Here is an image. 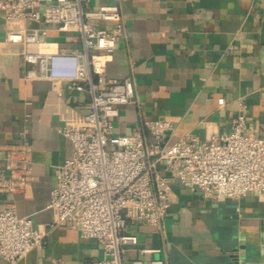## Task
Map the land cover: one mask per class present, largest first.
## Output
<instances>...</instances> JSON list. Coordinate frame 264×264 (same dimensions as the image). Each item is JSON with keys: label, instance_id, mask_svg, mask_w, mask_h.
<instances>
[{"label": "crops", "instance_id": "1", "mask_svg": "<svg viewBox=\"0 0 264 264\" xmlns=\"http://www.w3.org/2000/svg\"><path fill=\"white\" fill-rule=\"evenodd\" d=\"M119 4L126 33L108 56L107 74L136 83V99L120 106L116 133L130 134L144 120L170 119V141L195 133L209 139L229 131L246 105V121L264 136V0H90L91 8ZM43 8V3L40 4ZM108 28L113 21L98 22ZM46 27L39 42H15L10 29ZM72 29L0 14V205L14 204L38 227L56 218L48 206L57 167L71 156V140L59 131L67 116L90 109V94L70 81L29 79L22 52L79 49ZM152 139L150 132H147ZM18 143L30 144V179L5 189V156ZM162 174L166 172L161 169ZM169 214L161 225L131 218L127 231L139 242L126 258L166 264H264V191L218 197L170 177ZM159 249V250H156ZM104 255L94 237L66 224L49 227L43 247L18 264H90ZM0 264L10 262L0 256Z\"/></svg>", "mask_w": 264, "mask_h": 264}, {"label": "built area", "instance_id": "2", "mask_svg": "<svg viewBox=\"0 0 264 264\" xmlns=\"http://www.w3.org/2000/svg\"><path fill=\"white\" fill-rule=\"evenodd\" d=\"M0 14L56 24L81 37L79 49H26L22 57L31 64L26 78L68 80L91 97L88 112H74L58 127L73 151L57 167L48 203L56 214L49 227L66 224L103 244L104 255L90 264H166L162 256L149 263L126 258L125 250L139 242L136 233L127 231L131 218L159 226L169 214L170 177L218 197L264 191V136L248 125L244 103L229 131L206 140L190 132L170 141L176 126L162 118L144 120L130 134L114 131L120 106L136 99L131 75L107 74L108 56L126 33L119 4L91 8L90 0H0ZM102 20L113 21V26L99 24ZM41 33L47 28H15L8 38L39 42ZM5 160V189L25 186L32 163L30 144L18 143ZM49 227L36 226L31 216L18 214L14 204L0 205V256L18 264L32 249L43 247Z\"/></svg>", "mask_w": 264, "mask_h": 264}]
</instances>
